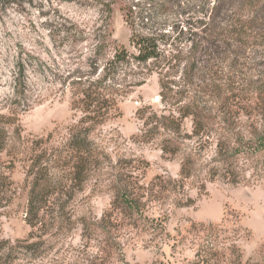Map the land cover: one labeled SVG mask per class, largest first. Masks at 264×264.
Masks as SVG:
<instances>
[{"label": "rangeland", "instance_id": "rangeland-1", "mask_svg": "<svg viewBox=\"0 0 264 264\" xmlns=\"http://www.w3.org/2000/svg\"><path fill=\"white\" fill-rule=\"evenodd\" d=\"M138 1L0 0V114L16 116L25 138L64 133L80 117L71 109L76 98L73 81H92L104 74L103 68L119 48L135 53L129 41V23L133 22L136 32L160 35V49L174 57L166 79L178 82L191 45L211 40L201 34L206 27L190 29L200 20L208 22L217 4L213 16L214 24L220 23L221 35L216 39L223 42L221 54L207 57L211 61L198 77L221 83H239L245 78L264 83V0H170L163 9H150V21L141 24L134 19L143 5L132 7ZM252 16L253 31L246 32L247 39L228 34L232 22ZM18 65L23 69L21 76ZM157 71L150 62L138 66L131 60L120 65L116 70L120 87L127 83L134 86L126 88L127 94L120 98L119 116L93 135L107 147L113 163L135 159L136 174L143 173L140 185H148L155 177H162L164 185L169 179H178L182 158L163 155V137L148 133L150 127L145 128L138 119L151 113L167 116L176 109L175 99L161 89ZM215 71L218 73L213 74ZM240 95L245 99L247 90ZM204 99L212 98L208 93ZM183 128L190 133V119L184 121ZM205 164L195 168L201 178ZM10 176L16 194L0 218V264L264 263V181L231 185L190 179L184 193L193 201L191 206L173 208L167 200L148 204L147 218L139 220L138 227L129 228L119 221L115 242L94 230L111 208V191L102 182L92 181L84 193L70 200L73 218L49 221L47 227L55 226L47 235L30 236L24 220L28 184L21 166L16 165ZM81 217L92 225L91 235L83 236L77 221ZM200 225L214 229L202 233ZM211 248L218 256L209 259Z\"/></svg>", "mask_w": 264, "mask_h": 264}, {"label": "trees", "instance_id": "trees-1", "mask_svg": "<svg viewBox=\"0 0 264 264\" xmlns=\"http://www.w3.org/2000/svg\"><path fill=\"white\" fill-rule=\"evenodd\" d=\"M170 3V0H139L132 7L141 4L143 8L134 21L148 23L150 16L147 12L150 9H163ZM218 5L211 10L208 22L200 20L197 27L190 29L206 27L201 34H207L211 40L191 45L178 82L166 79L174 57L166 56L165 51L160 49V35H156V31H148L149 34L136 32L133 22L129 23L132 30L129 41L135 53L119 48L103 68L104 74H99L92 81L83 82L81 78L73 81L76 98L71 109L78 111L80 117L65 128L64 133L50 132L25 138L16 116L0 114V218L16 194L10 176L16 165L23 169L28 184L24 220L31 230L30 236L47 235L48 230L55 226L47 227L49 221L58 223L60 219L68 221L73 218L70 200L84 193L92 181H100L111 191L112 202L94 230L115 242L119 235L114 237L113 234L121 227L119 221L129 228L138 227L139 220L147 218L148 204L167 200L173 208L191 206L193 201L184 193L186 182L190 179L202 183L220 180L231 185L264 181V83L246 78L239 83L230 80L221 83L198 77L211 61L206 58L221 54L223 42L216 39L221 35L220 23L214 24L213 16ZM223 11L226 12V9ZM252 23L254 16L245 21L232 22L228 34L247 39L246 32L253 31ZM235 42L243 45L241 41ZM163 45L168 44L163 42ZM169 45L172 46V43ZM131 60L138 66L150 62L161 76V89L175 99L176 109L167 116L151 113L146 118L143 114L138 117L143 120L145 128L150 127L148 133L163 137V155L182 157L178 179H169L165 185L162 177H155L148 185H140L143 173L136 174L139 168L132 166L135 159H118L113 163L106 152L107 147L93 137L94 132L119 116L120 98L127 94L126 88L134 86L127 83L122 88L116 79L118 67ZM18 69L21 76L22 66L18 65ZM16 82L20 83V77ZM246 90L248 95L244 99L240 94ZM208 93L212 99L205 101ZM186 119L191 121L189 134L183 128ZM203 163H206L207 169L201 178L195 168ZM78 220L83 236L91 235L92 225H88L82 217ZM193 228L195 231L197 227ZM213 229L212 225H200L197 230L204 233ZM214 252L212 248L208 250L209 259L218 256ZM201 263L208 264V261ZM237 264L259 263L247 260Z\"/></svg>", "mask_w": 264, "mask_h": 264}, {"label": "water", "instance_id": "water-1", "mask_svg": "<svg viewBox=\"0 0 264 264\" xmlns=\"http://www.w3.org/2000/svg\"><path fill=\"white\" fill-rule=\"evenodd\" d=\"M158 98L155 99V101L157 100Z\"/></svg>", "mask_w": 264, "mask_h": 264}]
</instances>
